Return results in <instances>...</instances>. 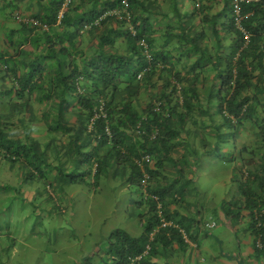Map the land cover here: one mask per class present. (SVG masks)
I'll return each instance as SVG.
<instances>
[{
    "label": "trees",
    "instance_id": "16d2710c",
    "mask_svg": "<svg viewBox=\"0 0 264 264\" xmlns=\"http://www.w3.org/2000/svg\"><path fill=\"white\" fill-rule=\"evenodd\" d=\"M124 1L136 34L101 20ZM233 1L0 0V254L8 209L64 214L67 183L113 184L129 188L142 230L113 231L94 264H127L148 246L141 264L179 253L202 264L198 239L219 225L199 210L207 156L233 178L220 201L224 221L241 225L230 259L264 257V0L244 2L239 23Z\"/></svg>",
    "mask_w": 264,
    "mask_h": 264
},
{
    "label": "rangeland",
    "instance_id": "374dc122",
    "mask_svg": "<svg viewBox=\"0 0 264 264\" xmlns=\"http://www.w3.org/2000/svg\"><path fill=\"white\" fill-rule=\"evenodd\" d=\"M182 64L178 66L179 71L183 69ZM153 81L162 86L164 79L160 80L157 75ZM40 133L42 137L45 135L43 131ZM199 172V202L202 203L199 210L205 215L208 208L207 218L219 224L204 235L205 242L208 237H220L217 252L222 257H229L233 251H239L235 241L240 240L236 231L238 227L241 229V225L234 228L230 222L224 221L220 201L231 194L232 175L223 171L216 157L207 156L203 158ZM113 186H103L100 191L94 192L87 186L67 183L65 194L58 192L62 209L65 208L64 214L58 213L54 203L48 204L45 209H36L25 202L24 210L18 206L5 211L1 218V233H4L1 242L6 251L0 254V264H94L105 255L107 238L113 231L121 229L132 236L139 235L142 230L140 219L136 216L139 209L135 202L130 201L129 188L126 185L122 188ZM26 196L31 198L32 192L26 191ZM68 203L72 206H68ZM191 210L188 212L194 214ZM7 234L12 238L9 242L5 240ZM8 244L13 246L7 251ZM203 244L199 242L202 249ZM243 245L245 250L249 248ZM202 252L200 248L194 256L201 258ZM212 253L209 261L203 264H221L213 261ZM182 258L179 253L173 261L183 264Z\"/></svg>",
    "mask_w": 264,
    "mask_h": 264
},
{
    "label": "built area",
    "instance_id": "2783aa9c",
    "mask_svg": "<svg viewBox=\"0 0 264 264\" xmlns=\"http://www.w3.org/2000/svg\"><path fill=\"white\" fill-rule=\"evenodd\" d=\"M69 1L70 0H67V2H69ZM244 1H246V0H234V11H235V15H236V17L238 19V23L242 19V15H241V4ZM123 6H124V9H122V10H113V11L107 12L105 15L102 16L101 20L105 19L106 17H114V18H116L119 21H127L130 24V31L133 34H136L135 28L131 25V20H132L131 13L127 10L129 8L128 2L127 1H124L123 2ZM63 17H64V11H62L59 14L58 22H61L63 20ZM244 34H245L246 41H249V35L246 32H244ZM142 45H144L145 48L147 49V46L144 43H142ZM146 56H147V58L149 60H151L150 54L148 53V51H146ZM138 78L141 79L142 78V74H140L138 76ZM168 225L171 226L172 224L171 223H169V224L164 223L163 224V226H168ZM206 226L208 228L212 229V228H214L216 226V223H215V221H212L211 223H207ZM184 238L186 239V242L187 243H189L190 245H192L190 243V241L186 238V235H184ZM150 248L151 247L148 246L147 249L142 254H140V255H138V256H136L134 258H130L127 264H141L143 262V260L148 257L149 252H150Z\"/></svg>",
    "mask_w": 264,
    "mask_h": 264
},
{
    "label": "crops",
    "instance_id": "0c3cea01",
    "mask_svg": "<svg viewBox=\"0 0 264 264\" xmlns=\"http://www.w3.org/2000/svg\"><path fill=\"white\" fill-rule=\"evenodd\" d=\"M204 235H206V234H202L200 237H199V241L198 242H202V243H204L203 244V249H202V246H201V250H203V252H202V257H201V262H202V264L203 263H206L207 261H206V259H208L210 256V254L212 253V257H213V260H214V262L215 263H218V262H220L221 264H237V262H236V260L233 258V259H230L231 257H237L238 256V254H241L240 252L238 253V251H233L232 252V255H230L229 257L228 256H226V255H224L223 257H222V255L221 254H219L218 252H217V249L218 248H216V246H217V241H218V239L220 238V237H218V238H213L212 236L211 237H208V241L207 242H205V239H204ZM207 244H209V245H207ZM244 244H246V245H248V242L246 241ZM249 247H250V245H248ZM211 247H213V248H211ZM210 250L212 251V252H210ZM221 250V249H220ZM191 254H189L188 253V256H187V258L185 259V260H183L182 262H183V264H197V261L195 260V258H193V257H191L190 256ZM226 257H228V258H226ZM197 258H200V257H197ZM196 258V259H197ZM261 261V262H260ZM260 261H258V263L257 264H264V257L263 258H261V260ZM176 264H177V262H176Z\"/></svg>",
    "mask_w": 264,
    "mask_h": 264
},
{
    "label": "clouds",
    "instance_id": "9594fccd",
    "mask_svg": "<svg viewBox=\"0 0 264 264\" xmlns=\"http://www.w3.org/2000/svg\"><path fill=\"white\" fill-rule=\"evenodd\" d=\"M244 2H250V0H246V1H244ZM244 2H243V3H244ZM243 3H242V4H243ZM242 4H241V5H242ZM198 6H199V5H198ZM233 6H234V1H233ZM234 13H235V11H234ZM58 23H60V22H58ZM138 76H139V75H138ZM142 76H143V75H142ZM138 79H139V78H138ZM141 79H142V78H141ZM141 79H139V80H141ZM209 220H210V221H209ZM209 220L205 222V226H206L207 223H211L212 221H215L214 219H212V220L209 219ZM215 223H216V226H217V222H216V221H215ZM206 227H207V226H206ZM191 244H192L191 246H193V247L196 246V244H193V243H191Z\"/></svg>",
    "mask_w": 264,
    "mask_h": 264
}]
</instances>
